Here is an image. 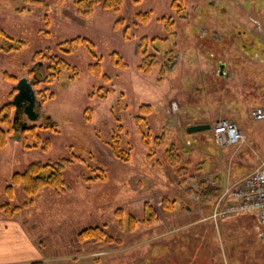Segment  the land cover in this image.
I'll return each instance as SVG.
<instances>
[{"label": "rangeland", "instance_id": "1", "mask_svg": "<svg viewBox=\"0 0 264 264\" xmlns=\"http://www.w3.org/2000/svg\"><path fill=\"white\" fill-rule=\"evenodd\" d=\"M46 1L47 10L25 0H0V28L24 41L18 51H0V107L12 102L18 79H31L29 70L43 76L46 63L33 61L35 51L48 48L58 53L55 44L75 36L93 44L90 50L76 45L71 54L63 56L76 67L75 79L64 69L53 83L34 87L38 100L36 91L40 89L47 87V95L53 93L41 102L38 119L29 120L23 112L17 117L21 123L36 127L39 146L24 147L22 134L28 136L29 145L33 139L22 133L26 127H21L11 132L0 148V203L21 205L10 217L0 212V218L27 227L34 222L36 227L30 231L34 234L30 235L47 264H144L151 253L169 252L159 243L172 236L166 232L174 231L198 235L200 264L206 263L205 257L214 258L212 264H264L257 217L253 213L209 217L214 200L207 195L209 187L221 190L226 181L238 180L264 160V120H254L250 115L253 106L264 102V55L251 59L228 36L215 51L220 52L222 61L231 62L225 67L231 73L218 78L211 70L207 74L202 65L209 61L206 51H212L207 47L215 46L213 40L208 41L207 35L200 38L197 33V24L212 17L216 21L208 23L206 29L215 28L217 33L235 37L233 29L228 32L217 21L226 20L223 9L233 13L231 26L245 23L247 31H254L264 19V10L254 12L262 7V0H182L183 17L170 6L172 0H124L118 10L97 5L88 16L77 14L72 0ZM139 11L150 13L149 22L135 20ZM162 16L173 18L174 34L163 29L159 21ZM255 31L261 33L258 27ZM141 36L166 37L156 39L153 46L161 52L173 48L176 54L175 65L162 78H158L160 66L147 74L136 68L140 61L136 44ZM194 41H200L199 49ZM258 48L261 54L262 46L254 42L250 51L257 52ZM112 52L127 63L125 68L113 65ZM96 58L102 73L110 77L107 83L88 70ZM7 75L16 80H9ZM99 85L108 88L107 96L89 98L92 88ZM172 101L176 108L171 107ZM141 104H149L150 110L142 112ZM87 107L91 109L89 121L83 116ZM112 111L122 124L121 147L130 149L126 161L114 157L106 142L117 127ZM136 116L142 119L136 121ZM225 118L234 120L244 131L246 141L241 146H218L211 129L187 130L198 120L211 124ZM48 123L53 126L45 128ZM159 140L163 145L156 144ZM46 142L48 147L43 149ZM171 144L180 155L175 168L169 166L164 153ZM71 155L85 162L64 170V192L45 187L28 196L19 185L11 200L5 194L11 176L29 163L54 162ZM102 169L106 176L103 181H85ZM200 181L209 185L204 188L207 196L199 192ZM163 198L172 204L169 210L162 206ZM146 204L154 210L150 223L143 220ZM93 226L100 227L104 237H80L82 229Z\"/></svg>", "mask_w": 264, "mask_h": 264}, {"label": "trees", "instance_id": "2", "mask_svg": "<svg viewBox=\"0 0 264 264\" xmlns=\"http://www.w3.org/2000/svg\"><path fill=\"white\" fill-rule=\"evenodd\" d=\"M30 4L36 5V6H43L45 10H47L48 4L46 0H25ZM58 2H63L64 0H56ZM124 0H72L73 5L76 8L77 14L81 16H88L90 15L94 7L97 5H100L103 9H112V10H118L122 6ZM133 2H139L140 0H132ZM182 0H172L170 3V6L175 9L177 13H179L180 16L183 17L181 13L183 9V5L181 3ZM20 10V9H18ZM45 20L47 19L46 14L44 15ZM151 18V15L148 11H139L135 14V20L138 23L146 24L149 22ZM159 21L162 24L163 29L168 34H174L173 31V24L174 20L172 17L169 16H162L159 18ZM116 26V25H115ZM48 33L47 31H45ZM156 39L164 40L166 37H147V36H141L136 44V54L139 57L140 61L137 65L138 71L147 74L149 73L155 66H160L159 68V77L162 78L163 75L172 69V67L176 63V54L173 52V48H169L168 50L161 52L159 49L155 48L153 46V42ZM92 42L81 36H75L68 39H63L61 41H58L55 44V47L57 49L58 53H52L48 48L46 50H37L33 53V61L37 60H44L46 63L45 70L43 76H40L36 73L34 69H31L28 71V74L31 76V80L33 82V87L36 88L39 84H46L48 86L49 84L53 83L54 80H56L61 71L66 69L71 72L70 78L75 79V76H77L78 71L76 67L72 66L63 56L69 55L73 52L74 47L76 45H83L88 50H90L92 47ZM24 45V41L14 38L13 36L9 35L5 30L0 28V51L5 53H10L13 51L20 50ZM62 56H61V55ZM111 61L113 65L119 66L121 68H125L127 66V63H125L122 58L116 53H111ZM88 70L92 72L96 77H102L104 82H109L110 77L102 73L100 61L98 58H96V61L93 63H90L88 65ZM7 78L9 80H16L15 76H9L7 75ZM47 87L44 89H40L36 91L38 93V96L40 97V102L44 101L48 97H51L53 95L52 92H49L48 95L46 93ZM16 91V88L14 89V92ZM109 93L108 88H106L103 85L96 86L92 88L91 92L89 93L88 97H98V98H104ZM140 110L142 112L147 113L150 110L149 104H141ZM15 110V107L12 102H8L0 107V148H4V146L7 143V137L8 135L13 132L16 128H21L20 125L17 124L16 121H13L11 117V112ZM19 112L17 113V117H19ZM112 114L114 116L115 121H117V127L116 131H111L110 138L107 139V145L109 146L111 153L114 157L119 158L121 160L126 161L129 158V148L123 149L120 144V132L122 131V124L120 123V117L117 115L116 112L112 111ZM84 119L85 121H89L91 118V109L89 107L84 109ZM136 121L139 119H142V116H136ZM53 125L51 123H48L44 125L45 128L52 127ZM52 130V129H51ZM23 132H27L29 134V137L33 139L32 144H28L26 141L27 135L22 134L23 137V145L26 148H34L38 147L39 143L41 142V138L36 132V127L34 125H27L25 130H22ZM160 138V137H158ZM158 146L163 145L162 140H159L156 142ZM48 147V143H45V146L42 148L45 149ZM166 160L168 161V164L170 167L175 168L177 166V163L179 162L180 155L175 150L173 145H169L164 150ZM84 163L85 161L76 155H71L70 157H62L54 162H42V161H33L27 165V167L19 172H15L10 179V183L7 184L4 188L5 194L9 198V200L12 199L14 189L15 187L21 185L23 188V191L28 196L36 195L39 193V191L45 187H50L56 192H64L65 190V180L63 177L64 170L70 168L75 163ZM86 166H88L86 164ZM89 167V166H88ZM182 168V167H181ZM93 169V168H91ZM176 171L180 174V169H176ZM105 173L102 169L100 173H96L92 176L85 177V181L88 183H93L96 181H103L105 179ZM199 192L201 195H209L211 199L213 200L217 197L219 194L220 189L217 187H209L208 189H211L210 194L207 193L204 188L208 187L209 185H204V181H200L199 183ZM28 203H23V205H27ZM171 203L166 198L162 200V206L164 209L169 210L171 208ZM19 208H21V205H13L10 201L0 203V212H2L7 217L12 216ZM145 216L143 218L144 222L150 223L153 221L154 218V210L150 204H146L144 207ZM142 220V221H143ZM134 220L131 221V226L134 225ZM132 228V227H131ZM81 238H92L94 240H99L103 235V230L100 227L93 226V227H87L85 229H82L79 233ZM112 239V238H111ZM30 264H42L41 262H32Z\"/></svg>", "mask_w": 264, "mask_h": 264}, {"label": "flooded vegetation", "instance_id": "3", "mask_svg": "<svg viewBox=\"0 0 264 264\" xmlns=\"http://www.w3.org/2000/svg\"><path fill=\"white\" fill-rule=\"evenodd\" d=\"M264 10V0H262V7L259 8L258 10H254L255 13L257 12H262ZM226 10L223 9V16H227L226 20L223 22L222 19L217 20L220 23L224 24V27L228 29V32H234L232 34L235 35L232 36L230 33L227 34H222L221 32L217 33V30L215 28H209L206 29L208 27V23L213 24L214 20L216 21V19H213L212 17L208 18V22L203 20L200 23L197 24V29L200 28V31L198 33V35L201 38V35L204 36L203 38H206L205 36L207 35V40H213L212 43L215 45H213L214 47H210L212 46L211 44H208L207 49H212V51L207 50L206 51V56L209 58V61L207 62H202V65L205 66L207 68V74L213 73L215 76H217L218 78L225 76L227 74H230L231 71H229V69L227 70V68L225 69V67H227V64H231L228 63L227 59L225 61H222V58L220 57V52L215 51V48L219 49L225 40H228V36H231L230 38L233 40H235V42L240 46L241 50L246 53L248 56H250L251 59H256V58H260L261 56L264 55V19L262 20V26L258 28L261 29V33L256 32V29L254 27H252V29L254 28V31L249 32V30L247 31L245 23H240L239 24L235 23V26H231L232 25V19L231 17L233 16V13H230V15L225 12ZM226 13V14H225ZM240 15V14H237ZM236 16V15H235ZM264 18V17H263ZM250 26V25H249ZM239 30V31H238ZM221 33V34H220ZM250 33V34H249ZM247 35V37H245L244 39L242 38L243 36ZM240 37V40H239ZM211 38V39H209ZM227 38V39H226ZM238 38V39H237ZM206 40V39H205ZM207 40L205 41V43H207ZM228 42V41H227ZM254 42L257 43L258 46H262V48L260 49L262 51L261 54H259L257 49V52L252 53V51H250L253 46H254ZM195 43V41H194ZM202 44V42H201ZM200 45V41L198 44V41H196L195 46L197 47V49H199ZM204 48V47H202ZM250 51V52H249ZM198 52V50H197ZM251 53V54H250ZM199 57H200V53ZM211 55H215V57H211ZM210 62L214 64V67L212 66H208L210 65ZM232 65V64H231ZM209 77V75H208ZM216 77V78H217ZM229 77V76H228ZM39 107L36 108V110H38ZM19 113L21 111H18ZM15 121L17 122L18 125H20V127H27V124L25 122L21 123L20 121H18L17 119H15ZM177 232V231H176ZM174 232H166V235H168L169 233L172 234V236L166 237L164 239H162L163 241H161L159 243V246L163 248L168 247V251L169 252H165L161 251L157 254H153L151 253L148 257H147V261L144 264H200V254H199V248L197 247V234H193V233H188V232H181L180 233H176ZM180 234V235H179ZM185 252V254H183V252ZM206 259V263L203 264H212L214 263V258H210V257H205ZM143 261V260H142Z\"/></svg>", "mask_w": 264, "mask_h": 264}, {"label": "built area", "instance_id": "4", "mask_svg": "<svg viewBox=\"0 0 264 264\" xmlns=\"http://www.w3.org/2000/svg\"><path fill=\"white\" fill-rule=\"evenodd\" d=\"M171 106L176 108L177 105L171 102ZM250 115L254 120H264V104L253 106ZM211 132L218 146H241L246 141L244 131L232 119L215 121ZM225 183L212 203L209 217L253 213L260 225L259 236L264 242V160L238 180Z\"/></svg>", "mask_w": 264, "mask_h": 264}, {"label": "crops", "instance_id": "5", "mask_svg": "<svg viewBox=\"0 0 264 264\" xmlns=\"http://www.w3.org/2000/svg\"><path fill=\"white\" fill-rule=\"evenodd\" d=\"M260 104H264V102ZM195 123L206 122L198 120ZM35 227L36 224L34 222H31V226L28 225L27 227L23 223L11 220L5 221L0 218V264H30L32 262L47 264L46 262L48 260L43 259L44 256L42 255L40 247L35 244L33 236L30 235L34 234V231L33 233H30V231L34 230Z\"/></svg>", "mask_w": 264, "mask_h": 264}, {"label": "water", "instance_id": "6", "mask_svg": "<svg viewBox=\"0 0 264 264\" xmlns=\"http://www.w3.org/2000/svg\"><path fill=\"white\" fill-rule=\"evenodd\" d=\"M16 92L12 98V103L15 107L13 121H15L18 111L25 113L29 120L39 118V111L36 110L41 102L37 99L32 80L27 77H21L16 82ZM24 127V126H23ZM210 129L209 123H194L188 127V131H198Z\"/></svg>", "mask_w": 264, "mask_h": 264}]
</instances>
